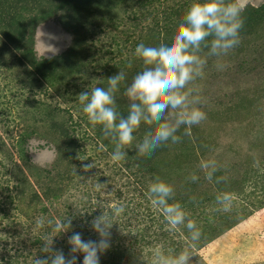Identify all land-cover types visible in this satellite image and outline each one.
<instances>
[{
  "label": "rangeland",
  "instance_id": "rangeland-1",
  "mask_svg": "<svg viewBox=\"0 0 264 264\" xmlns=\"http://www.w3.org/2000/svg\"><path fill=\"white\" fill-rule=\"evenodd\" d=\"M75 1L62 0V4L51 5L56 0H0L1 10L8 4L12 7L14 19L13 22L0 19V29H19L17 36L12 35L8 40L0 35V161L4 166L2 174L8 171L4 187L15 195L24 192V205L20 209L29 219L21 225L22 229L16 228L11 220L4 218L10 212L0 204V264H15L9 259L13 260L20 244L11 248L3 240L12 237L13 231H19L23 239L25 232L34 237L50 234L60 243L62 238L54 234L53 227L67 218L69 208L73 212L76 207L81 211L77 220L72 221L77 227L94 232L91 220L80 222V217L97 215L113 205L124 207L117 229L122 244L125 234L142 229L145 263L151 260L155 246L163 243L176 254L187 249L190 264H264V20L254 25L253 35L241 37L239 45L227 55L207 56L209 48L199 53L207 58L203 76L187 87L194 89L193 95L200 98L201 102L195 106L207 118L191 127L190 136H181V142L176 144L170 140L162 142L155 153L139 154L137 145L149 127L155 125L142 121L133 133L136 139L125 146L126 160L117 164L110 158L114 143L108 148L97 145L92 128L86 136L81 135L80 127L84 129V124L91 123L77 96L83 91L90 93L94 87L107 89V79L123 72L126 79L114 96L117 112L126 117L133 103L125 95L126 88L145 68L135 56L137 45L155 47L162 40L170 42L191 4L201 0L151 1L150 9H144L152 13L151 18L145 15L147 19L138 0ZM242 2L244 8L254 9L264 4V0ZM52 6L53 11L48 14ZM66 11L77 13L80 34L92 43L93 52L80 58L81 66H89V74L81 70L67 74L65 80L53 84L51 89L37 88L32 97L30 82L21 74L23 68L15 48L33 28V52L37 60L65 54L74 38L61 18ZM43 17L46 19L38 22ZM162 20L167 28L164 35L158 38L142 33V27L159 25ZM12 23L17 25L11 26ZM212 39H207L209 46ZM3 43L5 48L1 46ZM40 85L45 86L42 82ZM175 111L178 110L169 108L165 116L174 115ZM59 124H64L71 133L64 137ZM97 128L102 130L100 125ZM70 134L78 135L81 140L74 148L68 144ZM209 161L216 162L212 180L206 179L208 170L201 168L203 162ZM88 164L92 168L84 172L83 167ZM193 174L198 177L195 182L190 179ZM156 176L174 190L168 203H179L188 213V219L201 229L202 236L194 247L187 221L170 231L159 210L145 218L138 209L129 218L132 197L141 205L142 189L151 201L148 189ZM97 183L104 184L106 189L97 190ZM29 184L34 190L31 191ZM0 188H3L1 183ZM34 191L40 199L30 206L28 196ZM223 193H234L236 197L229 212H224L217 203V196ZM46 195L51 198L47 199ZM25 205L29 208L25 209ZM41 218L45 225L37 229L36 221ZM20 221L24 224L22 218ZM44 240L38 238V248Z\"/></svg>",
  "mask_w": 264,
  "mask_h": 264
},
{
  "label": "clouds",
  "instance_id": "clouds-1",
  "mask_svg": "<svg viewBox=\"0 0 264 264\" xmlns=\"http://www.w3.org/2000/svg\"><path fill=\"white\" fill-rule=\"evenodd\" d=\"M244 4L242 0H206L204 3H192L176 34L170 42L162 40L158 46L137 45L135 56L145 65L142 72L134 76L131 84L126 88L125 95L133 101L126 117L116 110L114 94L126 77L125 73L118 72L109 77L107 89L94 87L91 92L83 91L77 98L83 106L82 111L93 125L102 126V133L106 139L110 138L115 147L110 154L113 163L126 160L125 146H130L136 137L133 133L139 128L142 121L148 124L156 123L154 130L145 132L137 145L139 154H151L162 142L171 141L180 143L182 137L177 135L181 126H185L184 135H191V127L205 120L206 114L198 105L201 101L194 96V89L188 88L197 77L203 76V69L207 58L199 53L203 48H209L207 56L227 55L230 50L240 43V31L244 26ZM213 37L211 44L207 39ZM187 89V90H185ZM178 110L174 115L165 116L167 109ZM92 164L84 165L83 171L88 172ZM206 172V179L212 180L216 169V162L209 161L201 164ZM84 179L82 176H78ZM190 179L195 182L198 177L193 174ZM97 190L106 189L104 184L97 183ZM105 195H110L105 192ZM148 194L152 205L163 212L169 230H177L185 225L190 233V241H199L202 231L195 221L188 219L179 203L169 204L174 190L172 186L156 176L150 183ZM234 193H223L217 196V203L224 212L231 210ZM124 212L123 206L113 205L112 210L101 211L90 221L92 230L97 234V240H85L80 232L72 231L73 218H65L58 222L53 231L67 233L72 231L68 239L69 254L66 256L62 249H55L53 238H46L40 251L45 253L37 256L33 264H77L78 255L83 257L82 264H99L100 256L110 247V229L114 221ZM50 224L51 221H48ZM44 219L36 221V228H43ZM191 255L187 249L175 253L173 248L165 249L163 243L153 249L150 264H190Z\"/></svg>",
  "mask_w": 264,
  "mask_h": 264
},
{
  "label": "trees",
  "instance_id": "trees-1",
  "mask_svg": "<svg viewBox=\"0 0 264 264\" xmlns=\"http://www.w3.org/2000/svg\"><path fill=\"white\" fill-rule=\"evenodd\" d=\"M151 1H154V0H138L137 1V3L142 7V12H143L142 14H144L143 17H145L146 15L148 16V18H151V14H152L151 10L149 12H145L144 10V9L146 10L150 9L148 7L151 6L152 4ZM75 2L76 1L73 0V3ZM204 2L205 1L203 0L199 1V3H204ZM58 4H62V0H56V2L51 5H58ZM2 6L3 5L0 4V19L5 18V20H9L13 22L14 19H13V16H11L12 7H10V5L8 4L4 10H1V8H3ZM51 11H53V6L49 9L48 14H50ZM65 14L66 15H62L61 18L66 21V24H68L69 29L71 30V32H73V35H74L72 45L65 54L55 57L53 59H49V60H45V59L37 60L33 52V46H34L33 45L34 43L33 42V36H34L33 28L30 29L31 32L29 34L24 35V38L21 39L20 46L18 48H15L16 53L20 58V60H18L19 64L21 61V64H20L21 70L23 68V71L21 72V74L23 75V78H27V80L30 82L29 93H30V96L32 97H34L37 88L48 87L51 89L53 88V84H59L63 80H65V78L67 77V74H71V73L77 74L79 70L83 72L86 71V73L85 72L84 73L87 75L89 74V70H90L89 66L88 65L81 66L80 58L87 52L88 53L93 52L92 49L90 48L92 43H89L88 41L86 42V38L82 37V35L80 34V28L78 26L80 18L78 17L77 13H69V11H66ZM164 17H165V14L162 15V18ZM243 17L245 19V23H244L243 28L240 31V38L244 36L247 37V36L253 35L252 33L254 31L253 30L254 25L264 20V4L258 9H254L252 7L244 8ZM49 18L50 17H48V19ZM45 19L46 17H43L38 22H42ZM145 19L147 18L145 17ZM16 25L17 24L15 23L11 24V26H16ZM4 30H8V31H4ZM20 31L22 32L23 30H20ZM166 31H167V28L163 24V20L161 23H159V25L158 24L156 26L153 25V27H149V25L142 27V33L146 32V34L148 35H151V34H153V36L157 35L158 38L159 36L164 35L165 34L164 32ZM18 33H19V29L16 27H12L10 29H5V28L0 29V35L6 38V40H8L9 38H13L12 35L17 36ZM1 46L5 48L4 43ZM103 48H106V47L104 46ZM109 50H110V47L105 52L107 53ZM108 55H112V53L109 52ZM87 58L88 57L86 58L84 57L83 59L87 60ZM84 60L82 62H84ZM253 61L255 62V60ZM93 75H94V72L91 73L90 76L92 77ZM41 82L44 83L45 86H41L40 85ZM17 89L21 91L20 88L17 87ZM59 126L63 130V136L66 137L68 132H70L68 130V127H65L64 124H59ZM83 126L85 127L84 129L82 127H80L79 129L81 135L86 136L87 135L86 132L88 131V129L92 128V134L95 135V140L97 142V145L103 148H108L113 144L110 138L106 139L104 137L102 130L97 128V126H93L92 124H89L88 126L84 124ZM155 127H156V123L153 126L151 125L148 131L154 130ZM184 132H185V126H181L180 130L177 132V135L183 136L184 138L188 137V135H184ZM68 140H69L68 144L71 145L72 148H74L76 145H78V143L81 142V140L78 138V135L73 136L72 134H70V136L68 137ZM156 151H157V148L154 150L153 153H155ZM4 158H5L4 160H7L5 156ZM0 164L2 165L0 167V183L3 186V188H0L1 192L3 193V195L0 197L1 199L0 204L2 205V207H6L5 211L10 212V215H5L4 218L11 220L10 223L14 224L16 228L20 227L22 229L21 225H25L26 222H28L29 220L26 217V213H24L20 209L21 206L24 205L23 203L24 201L22 200L23 199L22 195H24V192H21L20 195H18V193L15 195L11 190L7 189V187H4L5 186L4 181L6 180L8 171L6 170L4 173L5 175H3L2 174V170L4 172L3 162L0 161ZM29 188L31 189V191L34 190V188L30 184H29ZM132 193L135 194L133 191ZM38 195L39 194H37V192L34 191L28 196L29 205L33 204L35 201H38L40 199L39 198L40 196ZM141 196H142L140 199L142 202L141 205L136 204L134 197H132V202L130 203V211H128V213L130 214L129 218L131 219L132 215H134L135 212H138V209L142 211L141 216L145 218H150L152 215H156L157 211L159 210L160 212L159 216L160 218H162L163 212L161 211V209H159L158 207H154L151 204V201H149L148 198L145 196V191L143 189H142ZM46 198L49 199L51 197L48 198V195H46ZM112 207H110V209H107V211L110 212L112 210ZM24 208L28 209L29 206L25 205ZM80 212L81 211H79L77 207L74 209V212H73V208L72 209L69 208V213L66 215H67V218L69 217L73 218L72 221H74V220H77L76 218L80 216L79 215ZM99 214L100 213H98L97 215L96 214L92 215V216L85 214L83 217H80L81 218L80 222L82 221L88 222L89 220H92L91 219L92 217L98 216ZM12 215H15V216L13 217ZM120 216L116 218V220L114 221L115 225L110 229V232H111L110 247L106 252L101 254L99 264H150V261L148 263L144 262L145 259H143L144 256L142 255V229L136 230V231H130L129 233H127V235L125 234L123 239H121L124 242L123 244L117 238V234H120L119 231H117V229L120 228L118 227V225H120L118 224V222L121 223V221H119ZM123 216L124 218H126V215H123ZM21 218L24 220V224L21 223L22 222L20 221ZM140 226H142V224ZM72 231L80 232L82 234L83 239L85 240H89V239L97 240L98 239V236L95 232H91L87 230L83 231L82 228L79 226L77 227V224L75 225L74 222H72ZM72 231H69L67 233H62V234L56 233L55 231H53L54 234L62 238V241L60 243L58 242V239L56 238V236L54 237V236H51L50 234H48L47 237L45 236L44 233L42 235H38L34 237L31 233L27 234L25 232L24 233L25 239H23L19 231H13L12 237L7 236L8 238L3 239L4 244L7 247L11 246V248H14L12 246H14L15 244H18V245L20 244L17 247L15 246L17 248L15 249V256L13 260L9 259V261L15 264H33V261L37 256L45 255V253L40 251L45 240L43 241L41 247L38 248V244H40L36 242L38 238L46 239V238L54 237L53 238L54 248L62 249L64 254L67 256L70 251V245L68 244V239L72 235ZM35 250H38V251H35ZM77 255H78L77 264H82L83 257L80 256L79 254Z\"/></svg>",
  "mask_w": 264,
  "mask_h": 264
}]
</instances>
